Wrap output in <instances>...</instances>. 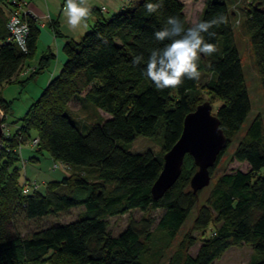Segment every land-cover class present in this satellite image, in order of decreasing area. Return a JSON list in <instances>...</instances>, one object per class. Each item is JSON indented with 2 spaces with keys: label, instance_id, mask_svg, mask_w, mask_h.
Returning <instances> with one entry per match:
<instances>
[{
  "label": "trees",
  "instance_id": "obj_1",
  "mask_svg": "<svg viewBox=\"0 0 264 264\" xmlns=\"http://www.w3.org/2000/svg\"><path fill=\"white\" fill-rule=\"evenodd\" d=\"M149 2L158 0H141L110 17L99 14L81 40L66 41V61L60 74L30 105L16 132L6 129L0 147V264H158L162 254L155 251L156 242L172 243L195 209L191 230L168 264H213L228 250L243 245L253 250L252 264H264L261 115L253 118L231 157L232 162L247 163L248 171L222 174L200 205L203 190L194 194L191 189L197 167L187 155L175 185L161 199L152 196L151 189L163 169V156L180 139L186 116L204 103L203 92L220 104L214 115L228 139L227 148L210 170L212 178L232 139L242 132L252 105L226 0H205L199 19L223 17L210 29L213 37L205 34L217 51L210 56L200 54L198 60V71L209 74V81L200 84V76L185 78L181 85L164 90L143 75L150 51L164 46L154 33L164 27L169 16L180 17L185 28L191 25L180 0H163V8L153 14L145 9ZM247 2L242 29L253 50L264 96V0ZM14 6L12 1L0 0V90L15 80L24 86L56 59L49 52L35 70L28 68L22 80L16 79L36 53L40 28L28 15L26 52L9 42L7 23ZM52 29L59 36L55 24ZM139 55L144 60L134 65L132 61ZM1 94L0 110L7 117L12 102ZM72 99L78 100L83 110L91 108L95 120L76 117L69 108ZM102 111L110 118L100 116ZM32 132H36L35 137H31ZM140 136L159 138L160 153L131 152L127 145ZM36 139L39 143L32 148L30 143ZM27 146L34 153L25 157ZM46 156L64 166L69 175L23 195L24 181L32 180L26 176L19 182L18 163L23 167L37 164ZM81 207L84 210L74 222L42 228L26 237L10 233L16 210L26 219L39 220ZM135 211L142 213L139 220L132 216ZM155 211L162 212L159 218L153 215ZM127 214L131 215L126 229L113 236L109 219ZM156 233L163 240L157 239ZM192 233L207 236L195 257L187 254L196 243Z\"/></svg>",
  "mask_w": 264,
  "mask_h": 264
},
{
  "label": "rangeland",
  "instance_id": "obj_2",
  "mask_svg": "<svg viewBox=\"0 0 264 264\" xmlns=\"http://www.w3.org/2000/svg\"><path fill=\"white\" fill-rule=\"evenodd\" d=\"M184 2L186 6L187 21L190 25H192L193 22L200 19L205 0H184ZM226 2L228 3L229 9L232 12L233 16V27L235 30L237 47L241 55L247 87L249 90L252 112L247 122L245 123L240 135L232 139L227 154L223 157L213 175L210 186L205 188L201 193L200 205L205 202L217 179L222 174L233 172L235 170H241L244 172L249 170V165L247 163L232 162L231 157L239 141L241 140L244 131L247 129L253 118L257 115H261L264 123V96L260 84V78L256 69L253 50L249 38L242 29V23L245 19L244 9L248 2L247 0H226ZM43 41V39L40 40L35 55L31 59L26 61L25 68L22 72L19 73V76H17L16 79H19V77L20 80L21 78H24L26 76L25 71L29 70L28 67H30V69L38 67V63L43 56V52H45L42 50L45 46L43 45ZM54 54L57 55L56 52ZM61 54L64 55L63 51H61ZM52 66L53 65H51L50 69L45 70L43 73L36 76L32 81L25 84L24 86L22 84H19L15 80L14 82L16 83L4 84L1 88V97L8 102H12L9 113H7V117H5L7 124L4 123L6 124L7 129H9L12 134L15 133L19 128V120H21L25 116L30 105L39 98L42 91L47 87L50 74L52 72ZM209 79V74H200V84L207 83ZM201 99L203 100L202 102H210L213 106V114H216L220 104L211 99L209 94L205 92H203ZM69 108L76 117H79L86 122L93 121L96 118L95 112L91 108L88 110L81 109L80 102L76 99L71 100V102L69 103ZM99 113L100 116L105 119L110 118V115L103 111ZM35 136L36 132H32L31 137ZM127 147L131 152H145L151 150L152 152L157 154L161 151L159 138H147L143 136L136 138V140L133 143L127 145ZM53 164L54 162L47 156L44 157L42 161L37 165L30 164L27 168L26 165L23 167V164L19 162L17 165L21 169V178L19 182L23 183L25 177L28 176V178L32 181H38L40 188L42 186H46L47 182L40 179H33L28 175V169L31 166L33 168H39L40 170L42 169L41 172L46 173L49 176L51 175L53 176L52 178H56L57 180H61L64 176L69 175L67 172H64L63 169L55 171L51 170ZM83 210V207L73 208L68 214L49 215L39 220L26 219L21 210H16L12 215V219L9 224L10 233L12 236L26 237L33 232L41 230L42 228L74 222L78 219L80 213ZM196 213L197 209L192 212L179 236L168 246L165 242H156V245L154 246L155 251H159V253L162 254L158 264H168L173 256L179 251L180 243L184 240L185 235L188 234L191 230L193 219L195 218ZM161 214V211H155L153 213V215L157 218H159ZM130 215L131 214H127L121 217H114L109 219L110 231L113 236H118L126 229ZM132 216L135 219L139 220L142 216V213L139 211H135L132 213ZM192 236L196 240V243L194 246L190 247V249L187 251V254L191 257H195L199 247L201 246V242L207 236H204L201 233H192ZM159 237L163 240L161 234L156 233V238L158 239ZM253 255L254 254L252 248L247 245H243L241 247L228 250L220 259L216 260L213 264H252Z\"/></svg>",
  "mask_w": 264,
  "mask_h": 264
},
{
  "label": "clouds",
  "instance_id": "obj_3",
  "mask_svg": "<svg viewBox=\"0 0 264 264\" xmlns=\"http://www.w3.org/2000/svg\"><path fill=\"white\" fill-rule=\"evenodd\" d=\"M84 0H66L65 9L67 23L72 27H78L90 13L88 7L82 6ZM163 8V0L156 3H146L148 14L158 12ZM223 17L211 20H197L187 28L184 21L178 16H169L161 30L154 33L155 39L164 44L162 48L150 51L146 61L143 75L152 81L156 88L164 90L175 88L186 79H198V60L200 54L212 55L217 51L216 45L208 43L205 34L213 37L211 32L214 26H218ZM167 41V43H164ZM144 60L142 55L135 56L132 63L139 65Z\"/></svg>",
  "mask_w": 264,
  "mask_h": 264
},
{
  "label": "water",
  "instance_id": "obj_4",
  "mask_svg": "<svg viewBox=\"0 0 264 264\" xmlns=\"http://www.w3.org/2000/svg\"><path fill=\"white\" fill-rule=\"evenodd\" d=\"M4 119L5 115L0 110V147L4 137ZM227 146L228 139L220 127L219 118L213 114L212 104L204 102L186 116L180 139L163 156V169L151 189L153 198L161 199L175 185L187 155L194 159L197 167L191 179L194 194L209 187L212 181L210 170Z\"/></svg>",
  "mask_w": 264,
  "mask_h": 264
},
{
  "label": "crops",
  "instance_id": "obj_5",
  "mask_svg": "<svg viewBox=\"0 0 264 264\" xmlns=\"http://www.w3.org/2000/svg\"><path fill=\"white\" fill-rule=\"evenodd\" d=\"M5 1L7 2L13 0H5ZM180 1L183 2V4L185 5L184 0H180ZM140 2L141 0H84L82 6L88 7L90 9V13L87 16V18L81 22V24L78 27L72 28L67 23V16L65 9L66 0H28L27 9L33 15L34 19H36L37 26L40 28V37L38 44L40 40L42 39L44 40L43 45L45 46L42 50L45 52H43V55H46L49 52L57 53L56 59L52 62L54 64L51 63L50 67L48 68L50 69L51 65H53L48 84L52 79H54L60 74L62 67L66 61L65 55L61 54V51H63V47L66 41L81 40V38L88 31H90L91 27L97 21L99 14L103 15L104 17H110L116 13L121 12L126 7L135 6ZM102 9H105V11L103 12ZM185 13H186V6H185ZM186 17H187V13H186ZM53 24H55L58 27L59 36L55 35L52 29ZM36 68H33L32 70H35ZM18 80H20V77ZM33 153L34 152H32L31 148H29L28 146L23 149V155L25 157L26 156L28 157L29 155L31 156V154ZM28 165H30V163ZM28 165L26 166V168L28 167ZM41 170L39 168H33L31 166L28 169L29 172L28 175L33 179H37V180L40 179L45 182H49L52 179L57 180L56 178H52L53 176L51 175L49 176L48 174L41 172Z\"/></svg>",
  "mask_w": 264,
  "mask_h": 264
},
{
  "label": "built area",
  "instance_id": "obj_6",
  "mask_svg": "<svg viewBox=\"0 0 264 264\" xmlns=\"http://www.w3.org/2000/svg\"><path fill=\"white\" fill-rule=\"evenodd\" d=\"M12 3L15 5L14 8L11 9L9 13L7 29L10 33V37L8 39L9 42L16 44L19 46L22 51L26 52V40L30 32L29 24L26 20L28 15H33L28 11V0H13ZM104 12L105 9H102ZM34 18V17H33ZM4 126V135L7 134V126ZM39 141L36 139L32 142V148H35L38 145ZM64 169V166L59 164H54L52 170ZM39 183L37 181H24L23 184V195H28L29 193L38 190Z\"/></svg>",
  "mask_w": 264,
  "mask_h": 264
}]
</instances>
